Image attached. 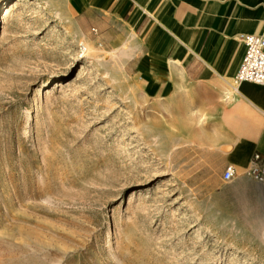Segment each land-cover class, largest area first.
Listing matches in <instances>:
<instances>
[{
  "label": "rangeland",
  "instance_id": "obj_1",
  "mask_svg": "<svg viewBox=\"0 0 264 264\" xmlns=\"http://www.w3.org/2000/svg\"><path fill=\"white\" fill-rule=\"evenodd\" d=\"M92 33L63 0H0V264H264L183 115Z\"/></svg>",
  "mask_w": 264,
  "mask_h": 264
},
{
  "label": "crops",
  "instance_id": "obj_2",
  "mask_svg": "<svg viewBox=\"0 0 264 264\" xmlns=\"http://www.w3.org/2000/svg\"><path fill=\"white\" fill-rule=\"evenodd\" d=\"M63 1L87 35L95 31L112 47L129 46L127 71L147 100L183 115L197 136L202 168L215 162L223 181L229 165L242 173L255 155L264 164V86L232 89L245 55L241 36L264 38V0ZM231 184L235 190L211 199L227 215L257 217L264 239V183L241 175Z\"/></svg>",
  "mask_w": 264,
  "mask_h": 264
},
{
  "label": "built area",
  "instance_id": "obj_3",
  "mask_svg": "<svg viewBox=\"0 0 264 264\" xmlns=\"http://www.w3.org/2000/svg\"><path fill=\"white\" fill-rule=\"evenodd\" d=\"M245 55L241 66L233 79L234 92L243 83L264 86V38L258 35H242ZM241 175L247 176L257 183H264V164L260 155L253 157L252 165L242 173L233 165L226 167L222 174L225 183H231Z\"/></svg>",
  "mask_w": 264,
  "mask_h": 264
}]
</instances>
